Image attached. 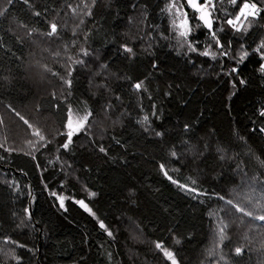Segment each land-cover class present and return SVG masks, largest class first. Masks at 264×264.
Wrapping results in <instances>:
<instances>
[{"label": "trees", "instance_id": "16d2710c", "mask_svg": "<svg viewBox=\"0 0 264 264\" xmlns=\"http://www.w3.org/2000/svg\"><path fill=\"white\" fill-rule=\"evenodd\" d=\"M250 1L264 7V0ZM85 2L91 16L81 0L0 3L7 9L0 16V104L14 115L12 131L35 141L30 148L11 144L1 137L7 124H0V264H171L156 242L177 264H264V221L226 203L264 215V74L258 71L264 60L252 51L264 40V13L241 18L247 31L237 32L224 21L243 0H213V29L224 28L218 36L230 56L212 60L180 47L173 15L163 11L170 0ZM69 4L80 5L83 15V23L58 31L72 84L39 94L29 80L36 40L30 35H47L51 23L74 16ZM177 4L193 26L189 39L203 51L211 42L208 30L196 27L202 25L198 13L186 0ZM241 44L250 55L237 64L231 57ZM234 67L238 71L229 75ZM140 81L146 91L134 89ZM69 108L92 115L65 150L61 133ZM17 112L29 123L46 119L38 123L44 141L27 134ZM145 115L149 120L141 123ZM53 192L65 197L63 207ZM221 222L227 225L222 243ZM135 230L138 238L131 235Z\"/></svg>", "mask_w": 264, "mask_h": 264}, {"label": "snow or ice", "instance_id": "6c2138e0", "mask_svg": "<svg viewBox=\"0 0 264 264\" xmlns=\"http://www.w3.org/2000/svg\"><path fill=\"white\" fill-rule=\"evenodd\" d=\"M27 2V0H25ZM8 3L11 4L12 0H8ZM96 3V0H91L92 6H94ZM230 3L233 5L237 4V0H230ZM81 4L83 5L84 9H87V11L84 12L85 15L91 16V7L85 2V0H81ZM187 7L194 10V12L198 13L199 15L196 17L199 21L202 22V25H196V27L203 26L208 29V36L210 39V43L206 44L203 51H200L196 44L198 41H193L189 39V36L193 32V26L189 22L188 14L187 12L183 11L184 5L183 4H177V0H170V2L165 6L163 11L168 12L170 15H173L172 19V29L177 34V40L181 48L187 47L188 52L197 53L200 56L204 57H210L212 60H216L218 57H227L230 56V52L225 49L224 44L221 43V40L218 36V31L222 32L224 31V28L221 27L218 30L213 29V23L214 20L212 18V13L215 11L216 4L213 2V0H204L203 3H200V0H186ZM69 9L72 11L73 14L77 13V9L80 8V5H77L76 7H73L71 4L68 5ZM175 10V12H173ZM7 11L6 8L0 9V16H3L5 12ZM261 11H264V7L258 6L257 2H249V0H243L242 6L239 8L238 13L235 15L234 18H229L224 21L228 26H230L232 29H234L237 32L240 31H247V28H245L242 24L239 22L241 21V18L247 20L248 17H252L255 19ZM39 15V13H37ZM80 23H83V20L80 21ZM250 26V25H249ZM58 26L56 23L50 24V31L47 33L48 36H53L57 34ZM231 41L228 42V48H231ZM213 45L217 49L216 51L213 50ZM125 51L132 52V49L124 46ZM240 51L238 53L237 57H231L232 59L236 60L237 64L243 63L244 60L250 55L249 51L244 49V45L241 44ZM253 52L260 55L261 60H264V40H261L260 44L257 45L256 48L252 50ZM82 52L85 56H87L89 53L87 50L82 49ZM76 63L83 64V60H77ZM106 67V65L104 66ZM155 67V65H153ZM238 71V68H232L230 70V73H235ZM258 71L262 74H264V63L260 64V67ZM70 74V73H69ZM69 87H71L72 81L66 80L64 81ZM241 84L246 83L244 80H240ZM144 81H140L138 83H135L133 85L134 89L136 91L145 90L144 89ZM233 87H235V84H233ZM13 111H15L13 109ZM156 113L153 112V115ZM16 115L22 120L26 125L29 127H32L31 124H29V121L26 120L20 113H16ZM92 115L91 112H85L83 115H80L79 113H74L71 108L68 109V118L67 122L65 124V127L67 129L66 133H61L63 135H66V141L61 145V147L65 150L69 148V145L72 143V137L74 132H79L81 130H84L87 122L89 120V117ZM260 116L264 117V110L260 111ZM149 120V117L145 115L143 117V121L141 123H147ZM75 121V126H74ZM3 123V120L0 119V124ZM188 126L185 125V128ZM145 131H148V128H145ZM261 131H264V129H261ZM36 135L39 136V139L41 141L45 140V137L43 135H40L39 131L36 132ZM156 136H162L163 133L161 132H155ZM31 144V142H29ZM3 145H0L2 147ZM101 152H105L104 147H100L99 149ZM172 156H176V152L173 151ZM35 158V157H34ZM161 170L164 171V175L168 177L169 180H172L171 176H168V172L164 170V165H160ZM173 183H178L177 181L173 180ZM195 183V181H193ZM181 188H186V185H179ZM189 191H196L195 189H188ZM53 196H57V193L53 192L51 193ZM96 195L95 192H89V197H94ZM220 199H224V197H219ZM57 199L60 201V206H64V200L65 197L63 196H57ZM77 204H79L82 208H84L86 211H88L91 215L95 217V213L92 212V209L88 207V204L85 203L84 200H77ZM226 203L231 206V208H234L236 212L243 213L245 216L253 217V219L264 221V215H255L251 211H246L244 207H241L238 204H235L232 200H227ZM231 209L226 210V215L230 214ZM222 226L219 229V239L222 243L223 240L226 238L224 235V230L227 227L226 224H223L221 222ZM99 227L101 229H104L109 236L112 235V232L107 229V226L104 224L103 221L99 222ZM4 243H15L17 247H24V245H20L15 241H11L10 238H5ZM176 243H179V240L176 241ZM157 249H160L163 251V254L166 258H168L171 261V264H177V261L175 259L174 253L164 248L163 244L161 242H156L155 244ZM243 249L241 247H237L235 249V253L237 255L241 254ZM15 259H19L18 257H14Z\"/></svg>", "mask_w": 264, "mask_h": 264}, {"label": "rangeland", "instance_id": "374dc122", "mask_svg": "<svg viewBox=\"0 0 264 264\" xmlns=\"http://www.w3.org/2000/svg\"><path fill=\"white\" fill-rule=\"evenodd\" d=\"M2 1L3 0H0V3ZM82 18H83V15L79 13L67 19L65 17L64 19L62 18V21L60 20L61 21L60 24L59 23L57 24L58 31H59V26L61 25L64 27V29L65 27H67L68 29L69 28L72 29V26L80 23ZM58 31H57V34L53 36L35 34V33L30 35V38H35L36 40H33L34 42L33 45L35 46L33 48H35L34 49L35 51L33 54L30 55V59H29V61L32 64H34V68L31 71L32 76L29 77V80L32 82L33 86L37 89V92L39 94H44L45 92H48L49 90H55L56 87H59V89H62V90L65 89L66 83L64 81H66V73L68 72L70 64L68 61L69 56L65 52V48H64L65 46H64L63 41L60 38V35H59L60 33H58ZM19 33L24 37L25 36L27 37L28 35V33L24 30L19 31ZM192 54L198 55L197 53H192ZM71 64H72V59H71ZM51 86L52 87L54 86V88H52ZM11 113L12 112H9V110L6 107H4V105L0 104V119L3 120V123L7 124V126L5 127L7 134H4L3 136H1L2 132L0 130V136L2 137V139L9 140L11 144H14V145L20 144L24 146L26 145L27 148H30L31 146L27 145L29 143L28 141L30 140L25 141L19 132L20 130L18 132L12 131V128L9 126V125H16V124H13L15 122V119H14V115L12 116ZM10 118L13 120H10ZM32 120L33 121L29 123L32 125V127L28 126L29 133L27 132V134L30 135L31 138L33 137L32 139L34 140L35 138L34 135L38 131V127H39L38 123H40V125L46 124V119L40 118V116H35ZM74 126H75V121H74ZM66 131L67 129H65L64 133H66ZM76 133L78 132H74L73 135H75ZM22 142H26V143L21 144ZM30 142L35 143V141H30ZM131 235L134 238L135 237L138 238L139 233L137 230H135V231H132ZM256 238H260V236L258 235V237ZM259 242L260 240H257L255 244ZM214 244L217 245L218 242L217 243L214 242ZM154 247L155 249H157L156 246Z\"/></svg>", "mask_w": 264, "mask_h": 264}, {"label": "water", "instance_id": "95a60500", "mask_svg": "<svg viewBox=\"0 0 264 264\" xmlns=\"http://www.w3.org/2000/svg\"><path fill=\"white\" fill-rule=\"evenodd\" d=\"M203 0H200V3H202ZM199 15V14H198ZM200 23L202 24V22L200 21ZM205 28V27H204ZM206 30H208L207 28H205ZM29 211H30V208H29ZM30 214H31V211H30Z\"/></svg>", "mask_w": 264, "mask_h": 264}, {"label": "built area", "instance_id": "2783aa9c", "mask_svg": "<svg viewBox=\"0 0 264 264\" xmlns=\"http://www.w3.org/2000/svg\"><path fill=\"white\" fill-rule=\"evenodd\" d=\"M249 2H254V1H250V0H249ZM258 6H260V5L258 4ZM261 7H262V6H261ZM260 13H264V11H261ZM260 13H259V14H260Z\"/></svg>", "mask_w": 264, "mask_h": 264}, {"label": "bare ground", "instance_id": "6f19581e", "mask_svg": "<svg viewBox=\"0 0 264 264\" xmlns=\"http://www.w3.org/2000/svg\"><path fill=\"white\" fill-rule=\"evenodd\" d=\"M260 5V4H259ZM263 7V6H262Z\"/></svg>", "mask_w": 264, "mask_h": 264}]
</instances>
